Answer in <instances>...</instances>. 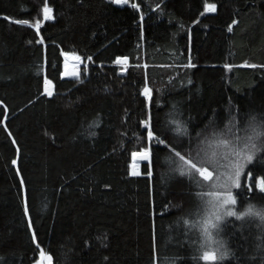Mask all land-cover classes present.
<instances>
[{"label":"trees","instance_id":"obj_1","mask_svg":"<svg viewBox=\"0 0 264 264\" xmlns=\"http://www.w3.org/2000/svg\"><path fill=\"white\" fill-rule=\"evenodd\" d=\"M65 53L81 58L79 76L63 78ZM0 101V264H36L41 251L50 264H264V221L245 209L264 204V0H0ZM149 114L173 146L187 145L175 129L189 116L193 144L215 122L200 138L219 161L205 165L212 180L173 173L167 146L151 177L134 163ZM247 137L261 151L236 189L228 176ZM218 214L223 228L205 229Z\"/></svg>","mask_w":264,"mask_h":264},{"label":"snow or ice","instance_id":"obj_2","mask_svg":"<svg viewBox=\"0 0 264 264\" xmlns=\"http://www.w3.org/2000/svg\"><path fill=\"white\" fill-rule=\"evenodd\" d=\"M113 3L120 5V4H127L129 0H112ZM134 8H139V4H133L132 5ZM216 10V5L215 4H207L206 5V11L209 12H214ZM51 12L52 9L45 4L43 8V13H44V19L48 20L51 19ZM141 21L144 19L143 14L140 16ZM19 24L22 25H27L29 24L28 19H21L16 21ZM235 23V21H233ZM34 27L36 28L37 31H39L40 28V21L37 20ZM228 31L231 32L232 28L229 27ZM41 42L43 41V37L40 38ZM29 43H32L30 40ZM67 55V53H65ZM77 60L81 59L79 56L76 57ZM89 60H91V57H88ZM189 59V64L187 65L188 67L195 68L197 65L191 63V57ZM120 60H127V57H118L117 62ZM251 67H256V65H250ZM147 67V65H145ZM225 69H231L232 65L231 64H225L223 66ZM63 75H72V76H79V72L73 69L71 72L65 71ZM188 84H191L192 81L189 79ZM43 87H44V92L47 93L48 96L53 95V81L49 79L46 75L43 78ZM150 90L145 89L144 95L147 96L149 103L151 104V95L149 94ZM0 103H3V101H0ZM5 107H7L5 105ZM175 107V105H173ZM232 106L229 105V114H231L232 111ZM4 119L6 120L7 117L5 116ZM194 118L189 116L186 121L182 122V128H176L175 131L180 133L183 136H187L188 142L187 145L181 144L179 140L175 141V146L169 143V138H160L159 135H157V132L154 130L156 127L155 124L153 123V116L149 114L148 118L143 121V124L145 125V132H146V139H147V146L143 148L141 152L134 153V155L139 156L140 160L146 161L147 164L145 165V171L146 175L148 177L152 176V161H153V156L154 153L158 151L157 145L159 146H167L170 148V152L174 154L168 155L167 159L171 162V164L174 166L171 171L173 173H180L181 175L187 173L188 177L191 179L196 178V174L198 173L201 178L204 180H212L213 179V172L206 167V164H216L219 166V161L215 157V153L212 155H209L204 149L201 148L200 146V138L203 136L204 132L208 130V128L212 127L214 125V121L210 122L208 125L203 126L195 135L196 143L193 144V135L189 131V122L193 120ZM172 123H177L176 120H173ZM234 123V121H233ZM250 127H255L256 122H255V117H253L252 121L249 122ZM5 127L7 125L5 124ZM11 135V133H9ZM153 139L156 140V145H153L152 141ZM13 143H15V140H13ZM223 143L227 144L228 141L225 140ZM261 147H264V142H261ZM261 147H258L257 143L251 138L247 137L244 140V149L245 150H239V151H234L233 156L235 157V160L231 164V167L234 169L232 175L228 176V181L231 182L232 185L236 189L241 188V175L243 173V170L245 169L246 166L252 164L254 160L257 158L256 153L261 151ZM178 148L180 150H178ZM17 152H19V147L17 146ZM262 162H264V158H262ZM13 163L15 164L16 161L13 160ZM19 171V168L17 169ZM134 175H139L140 173L135 172L133 173ZM247 179L248 180H253V172L249 170L247 172ZM223 180V177H221V181ZM20 183L23 185L24 184V179L21 176L20 178ZM256 186L260 189L261 192H264V175H259L258 178L255 180ZM252 184H248V188H252ZM219 195V193H217ZM228 200L224 201V203L230 202L231 204L235 205L237 203V197L233 195L232 192L227 193ZM24 213H28V200H27V190L25 189V194H24V207H23ZM218 218V217H217ZM208 223H211V220L208 221ZM28 227H32V221L31 217L29 216L28 218ZM36 231L33 229L32 232V237L35 238ZM41 255L43 256L44 253L41 252ZM203 258L205 260L209 259L208 253L204 252ZM47 259L51 261V257L48 256ZM211 260H216L215 254L211 256Z\"/></svg>","mask_w":264,"mask_h":264},{"label":"clouds","instance_id":"obj_3","mask_svg":"<svg viewBox=\"0 0 264 264\" xmlns=\"http://www.w3.org/2000/svg\"><path fill=\"white\" fill-rule=\"evenodd\" d=\"M245 209H248V210H255L254 212V217L255 219L257 220H260V221H264V204L262 203H258V202H255V201H251L249 202L248 204L245 205ZM249 214L248 211H243L241 213H239V215L242 217L244 216H247ZM218 217V218H217ZM212 220L214 221H219L218 223H208V219L205 220L204 222V228L205 229H215V230H221L223 228V224L226 222V219L224 216L222 215H215V216H212L211 218ZM226 247V251L223 252V257L228 259V258H232V254L234 253V250L231 249L230 245H225ZM208 253V256H209V259L208 260H211V256L213 254H215L213 251L211 250H208V251H205ZM216 256V259H217V255L215 254ZM204 259V258H203ZM205 260V259H204ZM207 261V260H205Z\"/></svg>","mask_w":264,"mask_h":264},{"label":"rangeland","instance_id":"obj_4","mask_svg":"<svg viewBox=\"0 0 264 264\" xmlns=\"http://www.w3.org/2000/svg\"><path fill=\"white\" fill-rule=\"evenodd\" d=\"M64 65H65V71L71 72L73 69L78 71L80 67L82 66L81 60H77L75 56L73 55H64ZM65 77H75L71 75H64ZM135 164H142L141 162H137L134 158ZM147 163V162H144ZM135 172H138V169H135ZM43 252V251H41ZM44 253V252H43ZM47 255L44 253L42 256L40 253V256L38 257V261L36 264H50V261L47 259Z\"/></svg>","mask_w":264,"mask_h":264},{"label":"water","instance_id":"obj_5","mask_svg":"<svg viewBox=\"0 0 264 264\" xmlns=\"http://www.w3.org/2000/svg\"><path fill=\"white\" fill-rule=\"evenodd\" d=\"M63 78H65V76H64ZM135 160H136L137 162H141V163L146 162V161H142V160H140L139 156H136V155H135Z\"/></svg>","mask_w":264,"mask_h":264},{"label":"crops","instance_id":"obj_6","mask_svg":"<svg viewBox=\"0 0 264 264\" xmlns=\"http://www.w3.org/2000/svg\"><path fill=\"white\" fill-rule=\"evenodd\" d=\"M72 76V75H71Z\"/></svg>","mask_w":264,"mask_h":264}]
</instances>
